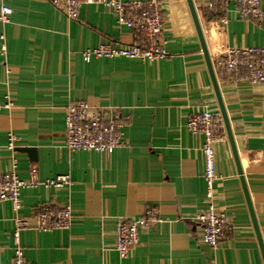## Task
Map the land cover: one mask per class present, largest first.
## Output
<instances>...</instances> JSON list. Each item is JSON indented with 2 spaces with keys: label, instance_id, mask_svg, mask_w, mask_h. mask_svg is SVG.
<instances>
[{
  "label": "crops",
  "instance_id": "obj_1",
  "mask_svg": "<svg viewBox=\"0 0 264 264\" xmlns=\"http://www.w3.org/2000/svg\"><path fill=\"white\" fill-rule=\"evenodd\" d=\"M160 1L169 57L142 63L82 59L87 49L133 39L100 4L82 3L78 19L70 21L46 0H0V8L12 10L9 22L0 24L6 44L0 57V173L13 171L27 181L34 166L40 181L71 178L60 191H21L19 217L48 204L68 203L72 214L67 230L21 231L28 264H262L227 140L215 147L213 199L227 217L226 234L214 249L200 240L194 219L208 205L203 138L186 122L205 107L218 110L185 0ZM193 2L211 60L229 48H264V19L234 18L233 3L223 14L220 0ZM218 83L264 240V84L243 77ZM76 103L111 109L125 145L105 155L68 151L66 108ZM10 134L19 138L15 149H35V161L7 149ZM147 207H156L163 222L143 228L123 259L113 247L116 222L140 218ZM13 218L10 203H1L0 264L12 262Z\"/></svg>",
  "mask_w": 264,
  "mask_h": 264
},
{
  "label": "built area",
  "instance_id": "obj_2",
  "mask_svg": "<svg viewBox=\"0 0 264 264\" xmlns=\"http://www.w3.org/2000/svg\"><path fill=\"white\" fill-rule=\"evenodd\" d=\"M70 21L78 19L82 3H96L113 11L117 25L130 30L133 34L131 43L115 46L111 43L102 44L82 52L85 62L91 59L107 60H138L152 63L166 59L169 54L165 48L163 37L165 17L160 0L121 1V0H46ZM233 3L234 18L259 22L264 19L261 0H220L221 12H226L227 4ZM213 5L208 11L215 12ZM12 10L0 8V24L9 22ZM221 24L228 19L222 16ZM6 55L5 37L0 34V57ZM217 79L243 77L249 84H264V48H229L212 59ZM3 106L0 105V109ZM187 130L203 138L201 153L203 156V180L206 186L207 208L195 217L201 226V242L210 248H217L225 237L228 226L227 217L217 211L214 199V183L218 177L216 171L215 147L226 142L222 120L218 113L206 107L191 115L186 122ZM122 123L115 120L111 109L90 107L84 103L71 104L66 108L65 143L68 151H86L97 154H110L113 150L125 145L123 141ZM19 138L10 134L7 149L13 151ZM13 167L16 161H12ZM29 180H20L11 171L0 173V204L9 202L13 213L14 230L12 232L13 257L11 264H28L20 245V233L26 229L48 232L57 229L67 230L71 225V208L68 203L63 205L48 204L33 211L30 217H19L22 208L21 191L26 188L42 186L44 189L60 191L71 184L68 174L40 181L37 169L29 170ZM156 207H147L143 215L137 219L120 218L116 222L114 250L125 259L138 243L139 232L146 227L162 223Z\"/></svg>",
  "mask_w": 264,
  "mask_h": 264
},
{
  "label": "water",
  "instance_id": "obj_3",
  "mask_svg": "<svg viewBox=\"0 0 264 264\" xmlns=\"http://www.w3.org/2000/svg\"><path fill=\"white\" fill-rule=\"evenodd\" d=\"M185 2H186V6H187V9H188L195 33H196L199 46H200L201 54H202V57L205 63L206 71H207L210 84L212 87L213 95L215 98V103L217 106L218 114L222 120L226 140L229 145L231 157L234 163L236 174L238 176V180H239L241 191L244 197L250 223H251L254 235H255L257 245H258L262 264H264V240H263V237L260 231L258 220L255 214V210H254L251 198H250V194H249L246 180L244 177L240 157H239L238 150L236 147V142L234 139L231 123H230L229 116H228V113H227V110L224 104V100L222 98L220 86H219L218 79L214 71V67H213V63H212L209 51H208L203 29H202L193 0H185ZM15 150L18 152L27 153L31 160H34V161L36 160V151L33 148H16Z\"/></svg>",
  "mask_w": 264,
  "mask_h": 264
}]
</instances>
